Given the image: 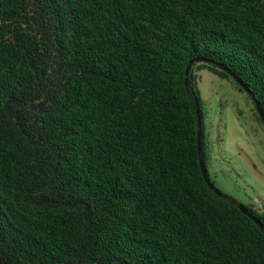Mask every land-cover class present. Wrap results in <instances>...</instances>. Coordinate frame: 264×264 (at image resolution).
Instances as JSON below:
<instances>
[{"label": "trees", "instance_id": "16d2710c", "mask_svg": "<svg viewBox=\"0 0 264 264\" xmlns=\"http://www.w3.org/2000/svg\"><path fill=\"white\" fill-rule=\"evenodd\" d=\"M194 58L264 111V0H0V264H264L203 178L199 73L263 121Z\"/></svg>", "mask_w": 264, "mask_h": 264}, {"label": "rangeland", "instance_id": "374dc122", "mask_svg": "<svg viewBox=\"0 0 264 264\" xmlns=\"http://www.w3.org/2000/svg\"><path fill=\"white\" fill-rule=\"evenodd\" d=\"M197 87L212 182L239 204L264 212V128L253 105L230 80L207 70Z\"/></svg>", "mask_w": 264, "mask_h": 264}, {"label": "water", "instance_id": "95a60500", "mask_svg": "<svg viewBox=\"0 0 264 264\" xmlns=\"http://www.w3.org/2000/svg\"><path fill=\"white\" fill-rule=\"evenodd\" d=\"M199 62H205V63H210L213 65H216L217 67H219L220 69H222L223 71H225L226 73H228L233 79L234 81L241 86V88L250 96L251 100L253 101V103L256 106V109L263 121L264 124V111L263 108L260 104V102L257 100V98L254 96V94L251 92V90L248 88V86L234 73L231 72V70L229 68H227L226 66H224L223 64L217 63L213 60L210 59H206V58H194L190 61L189 66L187 67L186 70V86H188V81H189V75H190V71L191 68L194 64H197ZM197 116H198V153H199V162H200V167H201V172L203 175V178L206 182V184L208 185V187L215 193L217 194L219 197H221L222 199L228 201L229 203L235 205L237 208H239L243 214H245L247 217H249L263 232H264V226L263 224L256 219V217L251 214L248 209L242 205L239 204L237 202H235L234 200H232L231 198L227 197L226 195H224L222 192H220L216 186L212 183L211 179L208 176V172H207V168H206V164L204 161V152H203V132H202V116H201V112H200V107L197 104Z\"/></svg>", "mask_w": 264, "mask_h": 264}]
</instances>
